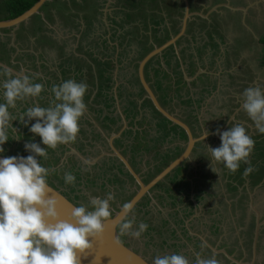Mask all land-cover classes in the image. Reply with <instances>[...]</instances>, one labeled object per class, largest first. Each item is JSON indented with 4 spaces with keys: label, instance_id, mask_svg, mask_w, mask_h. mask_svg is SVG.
Listing matches in <instances>:
<instances>
[{
    "label": "rangeland",
    "instance_id": "rangeland-1",
    "mask_svg": "<svg viewBox=\"0 0 264 264\" xmlns=\"http://www.w3.org/2000/svg\"><path fill=\"white\" fill-rule=\"evenodd\" d=\"M9 1L0 0V19L7 14ZM104 3L105 0L47 1L39 8V16L33 15L27 23H21L16 28L17 36L12 37L11 31H0V37H3L0 42L5 41V48L0 45V59L3 61H0V65H5L17 73L32 72L27 74L36 75L35 83H39L37 75H41L51 84L46 85L45 92L39 97L18 101L17 108L9 109L17 118L11 121L16 131L11 127L8 129L9 140L2 145L4 152L1 154L26 157L32 154L24 148L26 142L40 143L41 147L46 148L40 137L29 130L31 124L36 122L35 119L25 126L19 120L20 116L34 104L49 106V102L54 99L51 87L59 84L58 77L61 81L71 78L77 82H86L89 86L84 96L87 111L79 121L80 132L76 142L61 144L55 150L49 148L48 159L38 156L37 159L43 166L57 169L56 172L50 173L49 182L71 196L78 205L89 207V210L91 197L104 198L108 192H113L115 199L110 202L113 213L133 195L137 186L118 159L110 155L111 150L107 142L110 135L118 132L111 144L124 154L122 155L144 183L181 152L185 138L178 135V129L169 131L170 125L166 120L153 110L149 101L141 97L143 91L136 77L137 62L153 45H158L162 39H167L178 31V20L171 21L168 16L165 26L153 22L151 24L155 27H149L147 24L142 26L138 21L140 18H136L137 15L134 17L133 12L127 11V19H124L122 12L114 10L113 15L117 20L121 17V20L118 24L111 25L109 17L103 16L102 10L97 13L98 9L105 6ZM212 13L214 15L211 10ZM43 14L54 20L53 31L51 26L47 28L40 20ZM143 14L139 13L140 16ZM198 22L189 24L186 31L187 35L195 31L196 41L199 40L196 38L198 31L209 34L210 38L223 33L218 15L213 16V26L208 28ZM24 32L32 42V48L29 47L31 53L24 54V65L18 67L22 61L14 58H19L14 49L19 41L28 44L27 40L22 39L26 38ZM233 32L236 37L239 35L240 31L236 25ZM183 37L175 41L176 46L181 45L184 48ZM11 39L13 44L16 42V46L9 45ZM77 50L82 51L85 58L75 56ZM246 54L250 55L251 52L247 51ZM253 56L249 57V62H252ZM217 58L218 61L209 67L214 72L220 70L216 72L220 75L221 68L224 67L220 58ZM242 63L239 64L240 69L244 67ZM178 71L173 47L168 46L159 55L147 61L143 72L145 80L152 86L162 106L189 122L194 128V136H201L206 130L209 135L196 142L187 160L181 164L178 175L170 173L167 179L156 183L135 205L134 212L129 214V219L135 215L136 224L144 222L148 225L141 238L121 235L119 224L117 233L126 245L141 253L150 263L157 255L182 253L194 262L195 252H201L203 257H210L211 253L215 252L220 264H231L223 257L221 251H224L227 257L250 264L253 235L252 225L249 223L253 224V220H248L245 223L247 225L244 224V213L239 207L240 204L238 205L236 195L239 190L234 185L243 184L245 177H241V171L230 173L222 163L214 161L207 148V145L220 146L219 135L212 133L218 128L221 132L225 131L227 119L240 111V107H230L224 102L228 97V92L223 89L227 86L226 75L221 74L217 80L214 76L208 78L211 83H217L218 88L215 90L210 91V87L206 86L210 91L208 92L199 89L196 84L192 90L187 91L181 90ZM239 73L242 75V70ZM105 76L109 77L108 86L104 81ZM4 79L6 77L0 76V83ZM103 94H106L107 98ZM2 102L3 89L0 88V103ZM101 107L103 110L100 112L98 109ZM120 114L124 117L125 126H122L118 119H115L116 123L109 124L108 116L117 117ZM194 118L198 122H194ZM24 119L27 120V117ZM98 130H101V135ZM82 143L84 144L81 145ZM259 158L263 159L264 155L249 157L253 163ZM85 159L94 163L90 167L86 166L83 164ZM113 164L118 166L121 171L119 174L113 170ZM243 165L244 163H241L240 166ZM85 168L88 170H84ZM65 172L75 175L74 186L65 184ZM253 174L250 176L253 177ZM238 241L241 246H238ZM202 242H206L210 250L207 247L202 249ZM252 260L254 261V257Z\"/></svg>",
    "mask_w": 264,
    "mask_h": 264
},
{
    "label": "clouds",
    "instance_id": "clouds-1",
    "mask_svg": "<svg viewBox=\"0 0 264 264\" xmlns=\"http://www.w3.org/2000/svg\"><path fill=\"white\" fill-rule=\"evenodd\" d=\"M0 76L6 77L0 83L4 100L0 103L2 153V145L9 140L8 129L11 127L16 131L11 121L17 118L9 109L17 108L18 101L39 97L45 87L42 83H34L27 74H14L5 65H0ZM88 87L86 82L71 78L54 84L51 87L54 99L48 107L34 104L19 118L25 126L35 119L29 130L40 137L46 148L40 143L26 142L24 148L32 154L0 158V264H81V257L93 247L92 240L103 235L105 222L113 216L110 202L114 201L115 194L108 192L104 198H90L91 210L80 204L71 210L68 219H62L57 210L58 199L49 195L48 177L57 169L45 167L37 159V156L48 159L49 148L55 150L61 144L76 142L79 121L87 111L84 96ZM241 108L258 132L264 134V88L259 85L245 88ZM212 134L219 135L221 141L218 147L207 145L214 161L222 163L233 174L241 163L248 165L245 176L254 171L249 157L255 140L247 134L244 125L235 124L222 132L218 128ZM208 135L206 130L201 139ZM92 163L94 161L89 159L83 161L89 167ZM63 179L65 184L75 185L76 177L71 172H65ZM122 212L123 216L116 222L120 234L140 239L148 225L144 222L136 224L134 214L128 218L134 212L132 202L124 203ZM206 247L207 243L202 242L201 248ZM216 255L213 252L210 257H203L201 252H195L193 262L182 253H170L155 256L152 264H220Z\"/></svg>",
    "mask_w": 264,
    "mask_h": 264
},
{
    "label": "crops",
    "instance_id": "crops-1",
    "mask_svg": "<svg viewBox=\"0 0 264 264\" xmlns=\"http://www.w3.org/2000/svg\"><path fill=\"white\" fill-rule=\"evenodd\" d=\"M185 1L187 7L184 6L185 3L183 0H105L104 3L105 6L101 7L102 6L101 5L100 10L97 7L98 12L97 10H95V12L101 13L102 10L103 16L109 17V22L111 25L118 24L120 22L119 20H121L120 19L121 17H118L119 19L117 20L116 16L113 15L114 10L122 12L123 13L122 17L124 19H127L126 16L127 11L133 12L134 17L135 15H137L136 18H140L138 19V21H140L142 26L143 24H147V26L149 27L150 26L155 27L154 24H151L152 22L157 24L161 23L159 24L160 26H165L166 18L169 16L171 18V21L174 20L176 22V20H178L177 26L179 30L180 19L182 17L183 10L186 7L190 15L187 18L183 33L178 37L180 38L184 36L183 41H185V46L184 48H182L181 45L176 46L177 45V44L175 45L176 42L174 43L173 46L174 54L178 61V68H179L178 73L180 74L179 84L182 85L181 90H187V91L192 90V87L198 84L199 89H205L208 92H210L212 89L215 90L216 88H218V85H216L217 83L215 84L211 83V81H209L208 78L214 76L217 80L219 79V76L221 74L222 76L226 75L227 78L225 79V84L227 86H224L225 88L223 89H225L228 92L227 93L228 97L225 99L224 102L227 106L230 107H234V106L240 107V111H237V113L233 115L232 118L227 119L228 121L225 130H228L230 127L234 126L235 124L244 125L247 134L250 135L255 140V146L250 156L260 157V155H264V134L258 132V130L255 128L254 123L242 110L241 104H242V93L245 88L253 87L256 85H259L262 88H264V62L262 60L264 51H263V44L261 42L264 36V0H185ZM211 10L214 11V15H218L220 17L223 33L221 32V35L220 36L218 35V37L212 36V38H210L209 34L207 33L204 34L198 31L196 38L199 40H197L198 41L197 43V41L194 40L195 31H191L190 34L188 35L186 34L187 26L191 23H195V21L196 22L199 21L200 23H202V26L204 24L206 28H208V26L211 25L213 26L212 18L214 15L213 13L211 14ZM140 12H143L144 14L140 16L139 15ZM37 15L39 16L40 13H38ZM41 17L44 19H41ZM41 17L40 20L46 25V27L51 26V31H53L54 20L50 19V17L47 18L44 14ZM143 20L145 23H143ZM27 21L23 23L25 24L27 23ZM50 21L52 23H50ZM19 25H17L14 28H2L0 29V31L3 30L4 33L11 31L13 32L12 37H14L13 35L17 36L16 28ZM200 25L201 24H199V26ZM235 25L238 27L240 31L237 37L234 35L233 32V28ZM23 34L26 36L25 32ZM0 38L2 39L3 37L1 36ZM13 39L9 41L10 42L9 45H14V46L17 45L14 49V52L15 54L17 53V56L19 58L17 57L14 58L19 61H22V63L18 65L19 67L20 65H24L25 63L24 54L27 55L28 54L27 52L31 53L29 51V47L32 48V42L29 40V37L26 36V38H22V39L24 41L27 40L28 43L27 45L23 44L22 42L20 43V41L17 42V44L15 42L16 44L15 45L13 44ZM177 39L175 41H177ZM165 40L166 39L161 40L160 43H162ZM148 41H150V39H148ZM152 41L155 42V39L152 38ZM106 42H108L107 39ZM77 51L78 53L76 54L74 53L75 56L85 58V56L82 54V51L79 50ZM247 51L251 52V54L247 55L246 54ZM251 55H254L253 60L252 62H249V57ZM217 57L220 58L221 65L224 67L223 69L221 68L220 75L219 73H216L220 70L214 72L211 71V67H209L211 64H214L218 61ZM114 58L115 59L117 58L116 54ZM246 58H248V60H245ZM241 62H243L242 64L244 65L243 69L239 68V64H241ZM241 70H242V75L239 73ZM13 73L17 74V72L15 71ZM27 73H32V72H25V74ZM27 75L32 77L33 82L35 83L34 78L36 75L33 74H27ZM37 76L39 79V83L44 84L46 90V85L49 84L46 81V78H43L41 75L40 76L37 75ZM235 76L237 78H234ZM58 78H59V84L64 81V80L61 81L60 77ZM230 78H232V80ZM206 86L210 87L209 88L210 91L207 89ZM45 90L43 92H45ZM141 97L143 98V95ZM104 105L105 103H103V107ZM98 110L101 112L103 109L101 107ZM103 115L105 114H102V116ZM117 116L118 117L109 116L114 119L112 124L116 123L115 119L116 120L118 119L122 123L120 116L119 115ZM91 124L93 125V122ZM98 132L102 134L101 130H98ZM178 135L180 136V134ZM83 144L84 143H82L81 145ZM176 148L177 147L175 146V149ZM180 153L181 152H179L178 154ZM251 164L254 168L253 172L256 171V173L254 174L252 172L253 177L252 175L250 176L251 173L247 176L244 175V170L246 167H248L247 164H244L242 167L240 166V168L238 169V172L239 171L242 172V176L241 175L240 176L245 177L244 183L241 185H237L238 183H236L234 185L237 186L238 188L237 190H239L236 194L237 201L239 200V203L238 202L237 203L238 205L240 204L239 207L241 210H243L244 224L248 220H253V224L252 222L249 223L250 225H252L251 229L253 235L252 236L253 244L251 248L252 249L251 252L253 254L250 259L252 260V258L254 257V261L252 260V263L250 264H264V158L263 159L259 158L254 163L251 162ZM112 166L115 173L119 174L121 172L117 165L113 164ZM255 174L257 175L254 177ZM168 176L169 175L164 177L161 181L167 179ZM49 183L52 184L51 182ZM238 242H239L238 246H241L240 241ZM221 252L223 257H225L229 263L245 264L242 263L241 261L236 260L240 262L237 263L234 261L235 259L233 260L227 257L224 251ZM212 254L213 253H211V255ZM231 257H233L232 254Z\"/></svg>",
    "mask_w": 264,
    "mask_h": 264
},
{
    "label": "water",
    "instance_id": "water-1",
    "mask_svg": "<svg viewBox=\"0 0 264 264\" xmlns=\"http://www.w3.org/2000/svg\"><path fill=\"white\" fill-rule=\"evenodd\" d=\"M49 0H35L33 4L25 9L20 14L6 19H0V29L2 28H14L20 23L27 21L32 15L39 13V8ZM186 6V1L183 0ZM187 7V6H186ZM183 10L182 17L180 19L179 30L174 34L170 35L165 41L159 45H153V47L147 51L137 62L136 75L138 82L144 92L143 98L147 99L153 108L160 116H162L170 126H176L180 129L185 136V145L180 154L170 160L160 171H158L153 177H151L146 183H144L140 176L134 171V169L129 164L128 160L118 151L112 144L111 140L113 137L117 136V133H112L108 138V146L110 147L111 156H115L121 163L125 172L133 179L137 185V189L133 195L126 201L132 202L134 207L141 197L149 191L156 183L160 182L164 177L169 175L175 168L181 165L191 153L194 144L201 139V136H193L189 126L180 119L177 115L169 112L164 106L161 105L155 92L149 86V83L144 77V67L147 61L156 55H159L168 46H174L175 40L183 33L186 25L187 18L189 17V12L187 8ZM122 120V126H125L124 117L120 114ZM6 157L0 153V158ZM49 183V182H48ZM49 195H54L58 199L57 210L60 213L62 219H68L71 210L75 206H79L74 200L70 199L66 194H64L60 189H58L53 184H50ZM125 202V203H126ZM123 216L122 206L118 210L113 212V216L110 220L105 222V230L100 238L92 240L93 247L88 252L81 257V264H152L150 263L141 253L133 250L131 247L126 245L118 237L117 225L116 223ZM119 241V243H117ZM86 257V258H85ZM233 259V258H231ZM234 260V259H233ZM237 263H240L234 260ZM251 263V261H250Z\"/></svg>",
    "mask_w": 264,
    "mask_h": 264
},
{
    "label": "trees",
    "instance_id": "trees-1",
    "mask_svg": "<svg viewBox=\"0 0 264 264\" xmlns=\"http://www.w3.org/2000/svg\"><path fill=\"white\" fill-rule=\"evenodd\" d=\"M11 1V2H10ZM9 1V5H8V7H7V11H6V15H5V17L4 18H1V19H6V18H11V17H14V16H16V15H18V14H20L21 12H23L25 9H27L28 7H30L32 4H33V2L35 1V0H10ZM163 40V39H162ZM262 44H263V51H264V36H263V38H262ZM4 44H5V41H1L0 42V45H1V47L2 48H5V46H4ZM263 62H264V54H263ZM108 80H109V77H107V76H105V79H104V81H106V83L108 82ZM106 86H108V83H107V85ZM141 92V91H140ZM103 95H105V97L107 98V96H106V94H103ZM109 97H110V95H109ZM111 98V97H110ZM147 100V99H146ZM158 100H159V98H158ZM148 101V100H147ZM160 102V101H159ZM161 103V102H160ZM161 105H162V103H161ZM155 111V110H154ZM156 112V111H155ZM157 113V112H156ZM162 117V116H161ZM108 120H110V122H109V124L110 123H112L113 122V118L112 117H109L108 116ZM163 118V117H162ZM164 119V118H163ZM165 120V119H164ZM193 121L194 122H197V120H196V118H194L193 119ZM165 122H167V121H165ZM168 123V122H167ZM189 123V122H188ZM104 126L105 127H107V125L106 124H104ZM177 127L176 126H170L169 127V131H175V129H176ZM178 129V128H177ZM180 136L183 138L184 137V134H183V132L182 131H180ZM166 155V154H165ZM184 165V164H183ZM181 168H182V165H179L177 168H175L174 169V171H172L171 173H173L172 175H178V171H180L181 170Z\"/></svg>",
    "mask_w": 264,
    "mask_h": 264
},
{
    "label": "flooded vegetation",
    "instance_id": "flooded-vegetation-1",
    "mask_svg": "<svg viewBox=\"0 0 264 264\" xmlns=\"http://www.w3.org/2000/svg\"><path fill=\"white\" fill-rule=\"evenodd\" d=\"M51 0H49L48 2H50ZM44 5H45V3H44ZM33 17V15L30 17V19ZM136 77H137V75H136ZM150 87H151V89H152V86L151 85H149ZM141 90H142V88H141ZM153 90V89H152ZM154 91V90H153ZM143 95H144V92H143ZM156 95V94H155ZM157 96V95H156ZM144 100V99H143ZM146 100V99H145ZM118 117V116H117ZM180 118V117H179ZM181 119V118H180ZM184 121V120H183ZM188 126H189V128H190V130H191V132H192V134H193V136H194V128L192 127V125H190V123H187L186 121H184ZM168 125H169V123H168ZM177 129V128H176ZM179 130V133H180V129H178ZM99 134L101 135V133L99 132ZM184 134V133H183ZM184 138H185V136H184ZM120 153L121 154H123L121 151H120ZM124 155V154H123ZM130 163V162H129ZM121 164V163H120ZM142 181H143V179H141ZM156 185V184H155ZM154 185V186H155ZM137 186V185H136ZM153 186V187H154ZM153 187H151L149 190H151ZM62 191V190H61ZM63 192V191H62ZM64 193V192H63ZM64 194H66L70 199H72V200H74L71 196H69L67 193H64ZM147 194H145V195H143L142 197H141V199L144 197V196H146ZM75 201V200H74ZM140 201V200H139ZM138 201V202H139ZM76 202V201H75ZM137 202V203H138ZM137 205V204H136ZM118 237H119V235H118ZM119 239H121L120 237H119ZM121 241H122V239H121Z\"/></svg>",
    "mask_w": 264,
    "mask_h": 264
}]
</instances>
